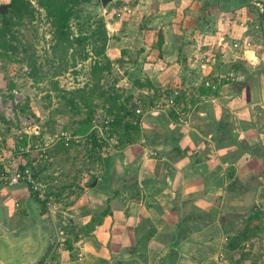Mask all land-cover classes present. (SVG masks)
Returning <instances> with one entry per match:
<instances>
[{"label": "crops", "instance_id": "crops-1", "mask_svg": "<svg viewBox=\"0 0 264 264\" xmlns=\"http://www.w3.org/2000/svg\"><path fill=\"white\" fill-rule=\"evenodd\" d=\"M145 2L144 10L159 20L166 36L158 60L148 49L130 57L143 58L135 63L137 71L147 74L149 85L168 88V67L184 74L170 49L179 43L176 35L169 36L170 27L209 22L221 29H216L218 43L198 55L214 52L207 74L216 79V92L201 95L195 89L189 127L177 125L155 98L158 108L149 107L135 121L139 130L126 134L131 141L119 151H96L94 163L83 167L76 181L67 165L54 162L40 170L41 175H66L62 184L51 186L63 201L52 212L24 183L0 184V228L8 238L7 224L16 219L12 232L24 233L18 241L35 235L43 241L50 234L59 246L56 259L65 264H257L264 249V0ZM123 8L132 12L128 5ZM122 9L114 13L125 14ZM241 22L249 25L246 32ZM243 34L250 37V47L223 44ZM146 43L153 50V35ZM6 84L1 79L0 90ZM1 121L0 143L6 144ZM56 152L53 158L59 161ZM30 159L2 148L0 170L12 171L27 161L34 165Z\"/></svg>", "mask_w": 264, "mask_h": 264}, {"label": "rangeland", "instance_id": "rangeland-1", "mask_svg": "<svg viewBox=\"0 0 264 264\" xmlns=\"http://www.w3.org/2000/svg\"><path fill=\"white\" fill-rule=\"evenodd\" d=\"M32 2L36 6L35 1ZM9 3L10 0H0L1 17L8 14ZM147 3L145 0H113L103 7L101 0H91L89 3L83 4L80 7L78 18L72 22V27L74 34L83 35L87 39L82 46L67 51H62L59 46H56L52 36L53 29L46 20L43 10L38 7V13L32 22L26 25L12 26L9 33L6 34V41L0 38V80L2 79L5 83L7 81L14 83V88L19 89L25 97L17 109L20 113L31 114L36 123L41 124L55 139L61 138L50 150L51 161L43 166L37 165L35 168L36 175H40L39 177L48 184V187L56 183L62 184L66 181L64 178L66 175L64 171L53 176L47 172L41 175L40 170L43 168L53 165L54 162L62 167L67 165L68 174L70 171H74L73 178L75 179L78 177V172L85 167L83 158H86L88 154V157L93 160L96 157L94 140L72 141L69 145L64 144V133L73 131L74 127L78 125V119L92 118L97 115L106 119L108 125H111L114 130L116 128L121 132L124 122L113 125L115 112L122 116V121H124V117L128 120L134 118L133 124H135V121L149 107L153 108L155 98L156 101H163L169 89L179 91L178 86L181 87V92L187 96H183L185 103L181 102L180 105L185 109L187 105L194 106L192 101L196 99L195 89L201 80L199 72H197V70L199 71L197 58L200 59L198 51L209 44L217 45L219 33L216 34V29H219V26L208 25L209 22H205L204 25L191 23L184 25V28H182V24L172 25L168 32L169 36L176 35L179 43L177 42V46L170 49H174L178 61L182 62L184 74L180 76L176 68L166 67L165 74L168 77L164 85H167L168 88L164 89L165 86L160 83L159 86H152L145 78L147 74L137 71L139 67L135 65V63H141L139 58L140 60L143 58L139 56L137 59L130 58L146 49L152 51L153 57L157 60L162 55L161 45L166 34H162L164 30H162L159 20H152L149 11L144 10ZM124 5L130 6L132 12L129 13L126 9H122ZM137 5L141 10L136 8ZM134 7L136 13H134ZM118 9H122L125 14L117 17L114 11ZM152 15L154 16V14ZM99 20L104 22L107 32L104 52H100L101 41L95 36H90ZM155 23L157 25H152ZM151 35L155 38L153 50L146 43V39ZM229 41L228 39L223 44H228ZM182 45L184 48H181ZM170 53L172 54V52ZM171 54L167 56L168 66L171 65L169 61ZM28 56H32L35 61L34 69H31L27 62ZM181 57L183 59H180ZM107 64L110 65L109 68H105ZM200 72L206 76L208 69L204 72L200 70ZM33 74L36 75L37 80L32 78ZM208 75L210 76V74ZM181 80H184L182 81L183 85L180 84ZM187 86L188 88H186ZM151 90L154 91L152 94H150ZM181 92L179 91L180 94ZM113 97L116 98V102ZM138 108L142 111L140 114L136 112ZM123 115L125 116L123 117ZM0 120L6 125V129L2 128L8 132L7 142L1 146L2 148L20 153L23 149L34 147L35 143L32 141L27 142L24 146L20 145V141L23 139H19L16 134L18 125L6 119L1 111ZM56 149V154L59 153V161L53 158V152ZM22 155L27 156L28 154ZM55 178V182L52 183L51 181H54ZM17 222L18 220L13 219L7 224L9 227L8 240L12 244L25 240L18 241L24 236H21L24 233L12 232L14 229L12 227ZM0 231L4 234L3 229L0 228ZM43 236L46 237L43 241L36 235L28 236V239L25 240L27 245L37 246L40 251L37 254L38 257H32L29 262L24 264H39V261L54 264L57 261L56 257L59 252L57 241L55 240L56 244H54L55 241H52L50 234Z\"/></svg>", "mask_w": 264, "mask_h": 264}, {"label": "trees", "instance_id": "trees-1", "mask_svg": "<svg viewBox=\"0 0 264 264\" xmlns=\"http://www.w3.org/2000/svg\"><path fill=\"white\" fill-rule=\"evenodd\" d=\"M32 1H35L36 6L33 4ZM90 1L91 0H10L8 14L6 16H3V17L0 16V38H2L4 41H6V39H5L6 34L9 33V30L12 26L26 25V24L32 22L35 19L36 14L38 13V9H37V7H38V8L43 10L46 20L48 21L49 25L52 27V29H53V34H52L53 40L55 41L56 46H59L60 50L67 51L69 49L80 47V46H82L83 42L87 39V37H85L83 35H79V34H74L72 22L78 18V15L80 13V7L85 3H89ZM90 34H91L90 36H93V37L95 36L101 41L100 52L101 51L104 52L105 47H106V41H107V32L105 29L104 22L102 20H99L97 22V25H96L94 31ZM27 59H28L27 62L29 64V66L31 67V69H34L36 65H35V61L33 60V57L28 56ZM180 59H183V57H181ZM182 61H184V60H182ZM109 67H110V65L107 64V66L105 68H109ZM99 69H101V68H99ZM35 71H36V69H35ZM197 72H199V77L201 78L199 84L197 85V87L200 90V94L201 95H209L211 92L215 93L216 91H213L212 89H214V87H216L215 86V84H216L215 80L216 79L213 81L210 77L202 75L200 70L199 71L197 70ZM32 78L37 80L36 75H34V74H33ZM207 79H209L211 81V87L205 86V81ZM182 81H184V80L180 81L181 85L184 84V82H182ZM6 85H7V88H9V89H12L15 87L14 83H12L10 81H7ZM178 88H179V91L181 92V90H180L181 87L178 86ZM186 88H188V86ZM186 88H185V90H186ZM3 89L4 88H2L1 90H3ZM172 92H173V89H169V91L166 94L167 97H170L172 95ZM183 96H186V94L181 92L179 97H177L176 99L178 101H180V99H182ZM113 100L116 102L115 97H113ZM115 113L116 114L114 115L113 125L118 124L120 122H122V123L124 122V125H122L121 132L119 130H117L116 128L114 130L111 125L110 126L108 125L109 126L108 133H109V138H111L113 141L112 145H113L114 150L119 151L122 148H124L127 145V143H129L131 141L128 138L126 139V134L128 132H131V131H135V130L137 131L138 127L136 124H133V121L135 120L134 118L128 120L126 117H124L125 115H128V114L123 115L124 121H122V119H123L122 116H120V114L118 112H115ZM171 114L173 116V112H171ZM94 117L95 116H93L92 118L90 117V118H85V119H78L77 127H74L73 131H71L70 133L86 134L91 127L92 120L94 119ZM96 117L107 122V120L104 119L103 117H100L97 115H96ZM8 125H9V123H8ZM37 125H38L37 133L30 136V138H28L25 135L22 136L23 140L20 141V145L24 146L29 141H32L35 144L39 141L40 142L39 144H41L43 142V140L45 141V140H49V139H51V140L55 139V137L52 136L49 132H47L41 124H37ZM91 137H92V140H94V142H95L94 147H95L97 152L100 150L103 152L110 150L106 143H104V144L98 143L95 140L93 133H92ZM3 145H4V142H3V144L0 143V149H2L1 146H3ZM88 156H89V154L86 156V158H83V160H82L83 163H85V166H87L88 163L89 164L94 163V160L92 158H89ZM26 157L30 159L31 155H27ZM50 158H51V154H50ZM30 162H32L34 165L32 166L29 163V161H27L26 163H24L19 168L23 169L26 166H30V167L35 169V164H37L36 157H32L30 159ZM48 162L47 161L44 162L43 165L48 163ZM47 191L50 194H53L55 196V191L52 190L51 187H48V184H47ZM61 192H63V190L58 189L56 194L62 195ZM250 219L253 220L252 218H250ZM246 234L247 233H244V235H246ZM39 264H48V262L39 261Z\"/></svg>", "mask_w": 264, "mask_h": 264}, {"label": "built area", "instance_id": "built-area-1", "mask_svg": "<svg viewBox=\"0 0 264 264\" xmlns=\"http://www.w3.org/2000/svg\"><path fill=\"white\" fill-rule=\"evenodd\" d=\"M255 5L261 9L260 3H255ZM126 9V8H123ZM127 10V9H126ZM117 16L120 15V12L116 13ZM245 32L248 30L249 25L247 22H241L239 25ZM258 28V26L256 27ZM231 41V42H230ZM228 45L233 47L235 50H242L244 48H248L252 45V41L250 37L246 35H241L236 38L230 39ZM199 55L200 59L198 60V69L204 72L208 69L210 63L215 62L214 52L212 50L203 51ZM206 76H209L206 74ZM205 86L211 87V81L207 79L205 81ZM213 88V87H212ZM180 93L178 90H174L170 97H165L163 102V107L168 109V111L173 112V118L177 125L188 127L191 124V118L193 114V107L180 105L181 102L185 103V99L182 98L178 101L176 98L179 97ZM25 97L22 92L17 88H6L0 91V111L6 116V119L10 120L14 124L18 125V129L16 130V134L19 139H22V136H30L34 135L38 131V125L31 114L28 113H20L18 106L23 101ZM161 104V103H160ZM158 104H154L153 108H158ZM17 109V110H16ZM15 110V111H14ZM136 112L140 114L141 109H136ZM109 126L107 122L103 121L98 117H94L92 120V124L90 129L86 134H73V133H64V144L69 145L72 141L79 142L82 140H92V133L94 134L95 140L100 143H106L110 150H114L113 141L109 138ZM61 138L57 139H49L48 142L39 144H34L33 148H26L21 150L20 153L17 154H28L31 157H36L38 164H43L44 162H48L50 160V149L57 144V142ZM143 140H141L142 142ZM152 155H156V153H151ZM92 173V171H91ZM93 174V173H92ZM20 183H24L30 189V191L36 196V198L41 201L48 212H52L58 208V206L62 205V199H57L53 194H50L47 191V184L36 175V169L26 166L23 169H14L10 170H0V184L5 186H13ZM59 245L63 244V240L58 241ZM248 247V246H247ZM258 254V252H257ZM262 256L257 264H264V249H262ZM52 264V263H51ZM54 264H65L63 260L58 259Z\"/></svg>", "mask_w": 264, "mask_h": 264}, {"label": "water", "instance_id": "water-1", "mask_svg": "<svg viewBox=\"0 0 264 264\" xmlns=\"http://www.w3.org/2000/svg\"><path fill=\"white\" fill-rule=\"evenodd\" d=\"M113 0H101L103 7ZM93 180L91 186H95ZM27 240V239H25ZM12 244L8 238L0 231V264H24L35 257L40 249L37 246L27 245L26 241Z\"/></svg>", "mask_w": 264, "mask_h": 264}]
</instances>
